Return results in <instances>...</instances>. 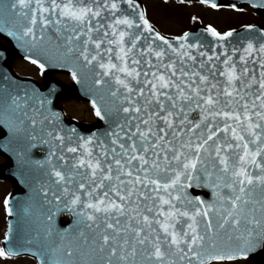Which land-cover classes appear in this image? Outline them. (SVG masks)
Listing matches in <instances>:
<instances>
[{
	"label": "water",
	"instance_id": "obj_1",
	"mask_svg": "<svg viewBox=\"0 0 264 264\" xmlns=\"http://www.w3.org/2000/svg\"><path fill=\"white\" fill-rule=\"evenodd\" d=\"M217 7L264 0H196ZM3 249L39 264H264V28L165 36L138 0H0ZM12 55L66 70L15 77ZM99 122L66 119L57 97ZM63 216L69 219L61 221Z\"/></svg>",
	"mask_w": 264,
	"mask_h": 264
},
{
	"label": "rangeland",
	"instance_id": "obj_2",
	"mask_svg": "<svg viewBox=\"0 0 264 264\" xmlns=\"http://www.w3.org/2000/svg\"><path fill=\"white\" fill-rule=\"evenodd\" d=\"M144 4L145 15L151 24L163 34H181L197 24L214 27L219 32L234 30L246 23H257L264 27V11L242 6L239 10L227 9L222 6L211 9L203 4L177 0H140ZM12 67L21 74H27L42 81L40 74L29 64L15 59ZM57 79L69 84L70 80L64 73H53ZM67 117H76L86 122H93L95 117L85 101L75 98L60 100ZM4 159V157H3ZM5 161V159H4ZM2 156L0 155V164ZM10 190V182L0 178V243L5 231V200ZM1 253V252H0ZM0 264H33L24 257L7 258L0 254Z\"/></svg>",
	"mask_w": 264,
	"mask_h": 264
},
{
	"label": "flooded vegetation",
	"instance_id": "obj_3",
	"mask_svg": "<svg viewBox=\"0 0 264 264\" xmlns=\"http://www.w3.org/2000/svg\"><path fill=\"white\" fill-rule=\"evenodd\" d=\"M208 263V264H212ZM214 264H254V261L249 258H240V257H235V258H230V259H219Z\"/></svg>",
	"mask_w": 264,
	"mask_h": 264
}]
</instances>
